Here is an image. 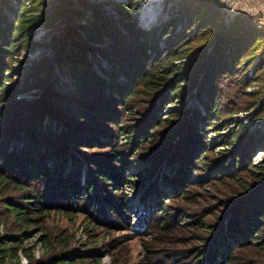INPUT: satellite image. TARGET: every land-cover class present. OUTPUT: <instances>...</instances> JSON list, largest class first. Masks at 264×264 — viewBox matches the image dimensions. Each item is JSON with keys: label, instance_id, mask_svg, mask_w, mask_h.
<instances>
[{"label": "rangeland", "instance_id": "374dc122", "mask_svg": "<svg viewBox=\"0 0 264 264\" xmlns=\"http://www.w3.org/2000/svg\"><path fill=\"white\" fill-rule=\"evenodd\" d=\"M29 1L25 0V3ZM85 1L88 5L82 6L83 13L75 14L74 20L85 21L86 17L91 16L92 7L105 14H112L116 19L111 2ZM179 1L136 0L129 4L137 14L138 25L150 28L169 18ZM190 1H207L221 6L224 20L235 13L245 14L259 22L264 31V0ZM0 2L1 12L8 21L13 20L18 0ZM42 2L46 10L50 9L51 0ZM71 2L75 7L81 5L80 0ZM55 22L57 29L41 24L31 28L28 32L33 33V39L40 41V44L32 49L22 47L13 55L9 64L11 68L6 71V85L8 90H21L16 93L14 101L0 103V119L6 117V109H11L17 99L20 104L35 99L46 79H53L62 91H74L68 67L64 65L59 68L53 60L50 61L49 70L40 72L37 78L30 73L29 65L32 61L42 55L52 56V46L49 44L53 42L52 34L59 32L63 25V21L57 18ZM108 39L106 37L105 40ZM153 39L159 48L166 46V38L154 35ZM1 40L2 35L0 42ZM261 55H264V35L247 51L248 58L236 72L226 77L217 76L214 81V99L220 110L217 113L220 118L218 122H213L215 120L212 116L206 115L208 113L202 102L207 97L204 92L201 91L200 96L197 92L199 78L194 84L183 80L180 87L183 96L172 95V102L162 106L157 114L153 113L146 128L143 125L146 123L145 117L138 114V107L145 106L151 98L147 96L146 85L141 86L140 96L129 100L134 110L128 113L124 107L115 106L114 110L120 116L117 119L103 118L100 110L104 103L98 100L93 102V108L84 109L86 117L80 118L76 112H70L72 117L65 119L67 128L56 120L44 119L51 127L49 131H42L41 144L51 149L54 143L62 153L72 151L74 155L81 154V182L85 180L83 175L87 167L86 174L93 179L90 182L93 186L89 194L84 196L83 192L86 190L83 188L76 196L72 190L65 192L64 188H61V194L57 197L50 192L49 197L52 195L55 205L45 212H31L25 236H19L16 220L7 215L0 205V255L4 247H9L12 264H201L205 260L212 264L216 257L214 240L218 238L221 250L227 247L230 249V256L222 258V264H246L252 258L253 264H264V260L256 259L257 256H264V250L259 249L262 246L261 238L254 233H247L243 228L254 215L244 208L238 213L239 216H234L238 202L240 201V205L245 204L242 200L253 197L251 191L246 193L241 188L245 182H253L252 174L247 169L248 164L251 162L259 165L264 157V139L258 141L255 134L258 132L260 137L264 132L263 119L256 117L255 113L264 94V70L257 67ZM87 57L91 60L93 69L101 75L104 72L100 71L99 65L104 68L111 65L99 52L88 51ZM184 62L185 58H181L173 59L168 64ZM118 79L122 80V77L119 76ZM177 111H185V116L177 117ZM195 111L201 116L196 119V125L188 120ZM145 129L148 130L146 138L135 141L134 130L140 132ZM170 131L176 135L169 136ZM177 139H180L177 150L168 152V156L174 161V167L163 162L158 163L153 170L151 165L146 167L150 162L156 161L153 156H149L152 151L159 152L167 146L171 149ZM100 141H108L109 145ZM13 142L12 139L10 144ZM114 151L131 157L124 167L125 179L121 184H112L104 172L103 164ZM177 157L175 162L174 158ZM85 158H89L91 162H85ZM235 158L237 161L243 160L244 164L235 166L232 171V168H228L229 162ZM147 159L149 163L146 164ZM58 163L61 165L63 162ZM70 164L76 166L75 159ZM224 164L227 165L226 169ZM179 166L183 168L182 173L187 178L182 187L164 177L165 173H176V167ZM100 169L104 172L101 175ZM63 170L66 172L68 166H64ZM75 170L76 168L72 169ZM103 175L107 178L102 177ZM79 187H82L81 183ZM23 200L25 199L21 202ZM96 202H100L99 207ZM161 202L162 208H159ZM181 213L186 216H179ZM145 215H151L149 223L143 222ZM163 220L166 221L164 227L158 226ZM227 220L232 230L240 235L236 237L227 232L224 225ZM239 223L243 225L240 226ZM222 225L223 228L219 230ZM260 226L262 228L257 234L262 235L264 222ZM255 243L257 247L254 246Z\"/></svg>", "mask_w": 264, "mask_h": 264}, {"label": "trees", "instance_id": "16d2710c", "mask_svg": "<svg viewBox=\"0 0 264 264\" xmlns=\"http://www.w3.org/2000/svg\"><path fill=\"white\" fill-rule=\"evenodd\" d=\"M42 1L30 0L25 3V0H18V7L14 9L16 16L9 21L1 12L0 2V35H2L0 103L14 101L16 93L21 90H8L6 85L8 77L6 71L11 68L9 64L13 55L17 54L22 47L32 49L40 44V41L33 39V33L28 31L40 24L57 29L56 18L63 21V25L59 28V32L52 34L53 42L49 43L52 46V56L42 55L32 61L29 65L30 73L32 72L37 78L40 72L49 70L50 61L53 60L59 68L64 65L68 67L74 82V91L69 92L60 90L53 79H46L35 99L22 104L18 103L20 100L17 99V103L11 105V109H6V117L0 119V205L7 215L16 220L19 225V236L26 235L25 227L31 221V212L33 214L45 212L55 205L52 195L49 197L50 192L57 197L61 194V188H64L65 192L72 190L73 195L76 196L83 188L86 190L83 192L84 196L86 193L89 194L93 186V183H90L93 179L86 174L87 167L83 175L85 180L81 182L82 167L79 162L81 154L74 155L72 151L62 153L54 143L51 149L41 144L40 135L42 131L50 130L51 125L48 123L50 119L62 123L67 128L65 119L72 117L70 112H76L80 118L86 117L84 109L93 108V102L97 100L104 103L100 110L103 118L112 120L120 118L119 113L114 110L115 106L124 107L128 113L134 110L129 100L131 98L135 100L137 96H140L141 86L146 85L147 96L151 98L145 106L138 107L139 116L145 117L146 123L143 125L146 128L152 114H157L162 106L172 102V95L183 96L180 91L183 80L194 84L199 78L197 92L200 96L202 91L207 97L204 101L201 100L208 113L206 115L212 116L215 120L213 122H218L220 118L217 117V113L220 110L214 99L216 94L214 81L218 77H226L236 72L248 58L247 51L264 35L262 25L251 17L235 13L224 20L222 7L207 1L180 0L169 18L150 28L138 25L137 14L129 4L136 0H128L127 3L107 0L114 6L116 19L112 17V14H105L96 7H92L91 16L86 17L85 21L74 20L75 14L83 13L82 6L88 5L85 0H80V7L73 6L71 0H51L48 10L43 7ZM154 35L166 38V46L159 48L153 39ZM106 37L109 39L105 40ZM88 51L99 52L109 60L110 67L104 68L103 65H99L104 75L93 69L92 62L87 57ZM152 52H154L153 56ZM181 58H185L184 63L168 64L173 59ZM257 67L264 70V55L259 57ZM246 74L245 72V77H247ZM119 76L122 80L118 79ZM184 113L185 111H177L175 115L183 118ZM255 113L256 117H261L264 123V94L258 102ZM81 114L84 115L81 116ZM202 117L205 118L204 115ZM197 118L201 116L198 111H195L191 113L188 120L196 125ZM62 131L65 132V130ZM134 131L135 141H142L148 134L146 129L137 131L138 133ZM255 134L258 141H263L264 132L260 137L258 132ZM172 135L176 133L170 131L169 136ZM107 136L110 135L107 134ZM12 139L14 142L10 144ZM177 140L173 142L171 149L167 146L159 152L152 151L149 156H153V160L156 161L149 163L148 159L144 160L146 164L149 163L146 167L151 165L153 170L161 162L172 165L174 161L168 156V152L177 150L180 139ZM100 142L109 145L108 141ZM123 155L121 152L114 151L109 156L110 159L105 160L103 164L105 175L112 184H121L125 179L124 167L131 157ZM73 159L76 161V166L70 164ZM88 159L85 162H91ZM174 160L176 162L178 157ZM60 161L63 162L61 165L58 163ZM243 164V160L237 161L235 158L229 162L228 168H232L233 171L235 166L240 167ZM64 166H68L66 172H63ZM225 166L227 165L224 164V168ZM73 168L76 170L72 171ZM247 169L252 174L253 182L250 184L245 182L241 188L245 189L246 193L251 191L253 197L242 200L245 204L240 205L239 201L236 212L234 209L236 213L234 216H239L238 213H241L244 208L254 215L246 224H239L243 225L247 233H254L261 238L262 246L259 249L264 250V233L257 234L262 228L260 224L264 222V157L259 165H253L250 162ZM104 172L100 169L99 174ZM182 172L183 168L179 166L176 167V173H165L164 177L182 187L184 182H187ZM106 176L102 177L107 178ZM80 183L82 187H79ZM22 199L25 200L21 202ZM108 202L110 203V200ZM96 204L98 206L100 202ZM162 204L163 202L159 208H162ZM230 214L233 215V210ZM181 215L184 214L181 213L179 216ZM150 217L151 215H145L143 222L149 223ZM165 222L163 220L158 226L164 227ZM224 225L228 233L235 234L236 237L240 235L232 230L228 220ZM222 228L223 225L219 230ZM214 242L216 257L212 264H222V258L230 256V249L227 247L221 250L218 238ZM254 246L257 247V244L255 243ZM11 256L10 248L4 247L0 255V264H12L9 258ZM27 256L30 255L27 253ZM256 259L264 260V256L259 258L257 256ZM253 263L252 258L246 264ZM65 264H75V262ZM201 264L208 263L205 260Z\"/></svg>", "mask_w": 264, "mask_h": 264}, {"label": "clouds", "instance_id": "9594fccd", "mask_svg": "<svg viewBox=\"0 0 264 264\" xmlns=\"http://www.w3.org/2000/svg\"><path fill=\"white\" fill-rule=\"evenodd\" d=\"M262 23H264V22H262Z\"/></svg>", "mask_w": 264, "mask_h": 264}]
</instances>
